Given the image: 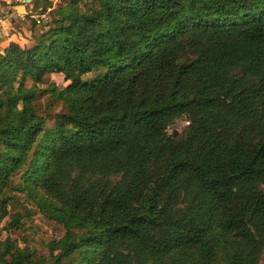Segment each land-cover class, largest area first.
I'll return each instance as SVG.
<instances>
[{"label": "trees", "instance_id": "16d2710c", "mask_svg": "<svg viewBox=\"0 0 264 264\" xmlns=\"http://www.w3.org/2000/svg\"><path fill=\"white\" fill-rule=\"evenodd\" d=\"M50 15L0 54V264H264V0Z\"/></svg>", "mask_w": 264, "mask_h": 264}, {"label": "rangeland", "instance_id": "374dc122", "mask_svg": "<svg viewBox=\"0 0 264 264\" xmlns=\"http://www.w3.org/2000/svg\"><path fill=\"white\" fill-rule=\"evenodd\" d=\"M48 1L49 0H35V5L37 6L36 8L44 4H48ZM66 3L67 0H58L55 7H58L60 5L64 6ZM30 4L31 3L27 4V6H30ZM43 11L45 10H42L41 12ZM20 14L23 15V13ZM67 84L68 83L64 82L61 75H51L45 80L44 84L39 86V88L44 90L49 85H53L58 89H62ZM37 99V112L42 117L50 118L53 114L65 112L64 107L60 103L53 101L47 94L42 97L38 96ZM185 126L186 122H177L175 126L169 130V133L175 131L179 134ZM23 224L24 226H22L19 230L13 231L11 236L20 240V245H23V241H25L31 248L37 250L40 254H47L45 246L53 237L50 229L46 228L38 222H34L29 219L24 220ZM2 237H5V234H3Z\"/></svg>", "mask_w": 264, "mask_h": 264}, {"label": "crops", "instance_id": "0c3cea01", "mask_svg": "<svg viewBox=\"0 0 264 264\" xmlns=\"http://www.w3.org/2000/svg\"><path fill=\"white\" fill-rule=\"evenodd\" d=\"M27 1L0 0V54H3L10 43H16L21 47H28L32 44L29 32L30 27L18 20L17 7L24 5L27 14L30 12L38 13L51 7L55 8L58 2V0H49L52 2L51 6L44 4L36 8L35 0H31L30 6H27L29 4L26 3Z\"/></svg>", "mask_w": 264, "mask_h": 264}, {"label": "built area", "instance_id": "2783aa9c", "mask_svg": "<svg viewBox=\"0 0 264 264\" xmlns=\"http://www.w3.org/2000/svg\"><path fill=\"white\" fill-rule=\"evenodd\" d=\"M53 7L46 9L43 12L39 13H33L30 12L27 15H18V20L21 23L30 25L32 22H34L36 25H45L48 24L51 21V10Z\"/></svg>", "mask_w": 264, "mask_h": 264}, {"label": "water", "instance_id": "95a60500", "mask_svg": "<svg viewBox=\"0 0 264 264\" xmlns=\"http://www.w3.org/2000/svg\"><path fill=\"white\" fill-rule=\"evenodd\" d=\"M26 3H31V0H28ZM16 11L19 15H21L20 13H23V15H27L24 5L17 7Z\"/></svg>", "mask_w": 264, "mask_h": 264}]
</instances>
